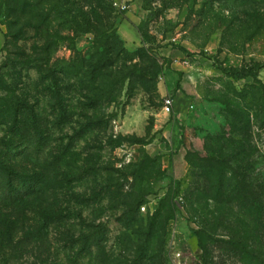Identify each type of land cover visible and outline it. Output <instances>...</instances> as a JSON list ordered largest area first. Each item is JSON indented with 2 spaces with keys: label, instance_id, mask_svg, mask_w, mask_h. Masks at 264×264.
<instances>
[{
  "label": "rangeland",
  "instance_id": "obj_1",
  "mask_svg": "<svg viewBox=\"0 0 264 264\" xmlns=\"http://www.w3.org/2000/svg\"><path fill=\"white\" fill-rule=\"evenodd\" d=\"M27 1L17 24V3L0 0V116L18 98L44 155L66 154L60 171L74 177L47 192L58 223L37 222L32 205V239L1 243L0 264H255L242 251L253 247L264 259L249 193L243 208L203 199L210 182L197 167L218 148L228 159L243 149L247 181L264 188V0H66L48 11V30L17 36L57 0ZM36 32L50 41L46 64L32 50L44 42ZM72 61V74L55 75L57 96L41 76ZM2 122L0 145L32 156L31 139ZM67 231L89 244L71 245Z\"/></svg>",
  "mask_w": 264,
  "mask_h": 264
},
{
  "label": "trees",
  "instance_id": "obj_2",
  "mask_svg": "<svg viewBox=\"0 0 264 264\" xmlns=\"http://www.w3.org/2000/svg\"><path fill=\"white\" fill-rule=\"evenodd\" d=\"M18 5V10L13 8L14 12L17 15V24L20 21V15H25L28 13V10L32 7L31 3H28L27 0H14ZM61 3V5H60ZM41 0L36 1L33 5L34 7L40 8ZM67 5L66 0L61 1L57 0L52 3V5H48L49 9H47L46 13L42 14L38 20L35 22H28L27 19L23 20L22 27H19L18 31L15 35L19 36V33L25 27L30 29H34L35 31H39V29L45 27L48 30V25L50 23V13L48 11H52L53 9H57L59 7H64ZM38 8V9H39ZM59 8V9H61ZM18 13H17V12ZM40 12L41 9H40ZM62 15L67 14L66 10H61L58 12ZM33 21V20H32ZM69 20H65L62 23L67 24ZM76 23V22H75ZM44 40L43 37L39 36V34L34 35V40ZM48 38L41 43V45L32 47V50L36 51L39 54L38 59L46 64L50 59V52L48 51L49 44ZM92 58V57H90ZM72 62H67L64 69H50L48 76H41L43 79H52L51 87L53 89L56 87L57 91L54 93L59 96L58 86H56L57 78L55 75L57 73L61 74H72V71H75L74 65ZM81 67L90 68L93 70L103 69L107 66L106 63L100 64H91L86 62V60H81ZM77 73V72H76ZM91 73V71H90ZM51 75V76H49ZM230 76L236 75V77H242L243 74L241 72H236L234 74H229ZM55 84V85H54ZM19 100L18 98H11L7 101L6 104H2L6 107L5 114L0 116L3 120V124L9 125V133L14 138H19V140L25 142H29V147L34 151L32 156L22 155V158L16 159L19 156V153H12L8 143V141L1 140L2 143L0 145V244L6 243L9 244V247H15L17 244L21 243V241L26 240L30 241L33 237V230L27 226L28 218L25 216L26 213L31 211V206L36 205V213L41 217L40 219H36L37 222L41 223H58L59 216L61 214L60 211L55 209L54 204L48 203L47 192H51V197L54 196V192L56 190V186L58 183L66 182L68 180H72L74 176L66 171H60L62 167V161L66 157L65 155H61L59 153L55 154V152L50 149L47 153H45L46 143H42L41 141V132L39 131L36 125L35 119H29L18 112L19 110ZM60 103V102H58ZM60 106V105H59ZM63 107V106H62ZM60 107V109H62ZM44 139V138H43ZM9 140H12L10 138ZM32 143V144H31ZM212 150L214 148H211ZM213 154L210 156L199 157L197 162V167L201 170V173L205 175L209 180V187L206 189L207 194L210 192L209 197H204L203 199H211L216 204L221 201L224 203H236L239 207H246L247 193L251 196V219L252 222L258 229L261 227L264 229V207L262 205V198L264 195V188L255 183L253 179L247 181V177H249L250 169H252V165L249 163L245 165L244 159L248 158L250 155L249 152H245V150L241 149L240 151H235L231 156V159H228L223 153L221 148L213 150ZM41 155H39V154ZM249 153V154H248ZM42 154L44 156H42ZM230 161H235L236 165L232 166ZM230 175V176H229ZM230 188L231 190H228ZM244 191V192H243ZM232 192V195L229 194ZM241 192V193H240ZM234 193V194H233ZM40 200V201H38ZM34 203V204H33ZM138 204V202H137ZM138 208V206H137ZM32 212V211H31ZM102 232V229H101ZM68 242L71 245H77L78 242L84 243L88 239H81L74 235V233L66 232ZM20 239V240H18ZM17 240V242H15ZM86 243V242H85ZM15 244V245H14ZM5 247V246H1ZM11 247V248H12ZM76 249V246H75ZM243 252L247 253L249 257L253 260L255 264H264V259L260 255L259 251L253 247L250 251L245 250L243 248ZM76 250L73 252L77 254ZM79 253V252H78ZM135 262V264H137Z\"/></svg>",
  "mask_w": 264,
  "mask_h": 264
},
{
  "label": "crops",
  "instance_id": "obj_3",
  "mask_svg": "<svg viewBox=\"0 0 264 264\" xmlns=\"http://www.w3.org/2000/svg\"><path fill=\"white\" fill-rule=\"evenodd\" d=\"M125 2V0H120V4H123ZM120 34L122 36V38L125 40H129L132 39V32L131 30H129V28L127 27L126 24L120 26Z\"/></svg>",
  "mask_w": 264,
  "mask_h": 264
},
{
  "label": "built area",
  "instance_id": "obj_4",
  "mask_svg": "<svg viewBox=\"0 0 264 264\" xmlns=\"http://www.w3.org/2000/svg\"><path fill=\"white\" fill-rule=\"evenodd\" d=\"M120 7H121V8H125L124 5H120ZM170 104H171V100H170V99H166L165 104H164V109H165V111H168V110H169V106H170Z\"/></svg>",
  "mask_w": 264,
  "mask_h": 264
}]
</instances>
